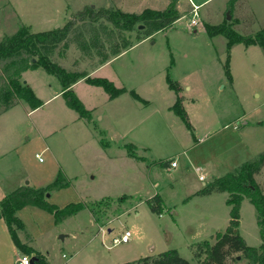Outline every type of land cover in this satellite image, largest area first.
<instances>
[{"label":"rangeland","instance_id":"374dc122","mask_svg":"<svg viewBox=\"0 0 264 264\" xmlns=\"http://www.w3.org/2000/svg\"><path fill=\"white\" fill-rule=\"evenodd\" d=\"M228 1L177 0L181 17L171 27L134 40L132 47L95 66L97 59L78 49L79 32L92 37L93 31L76 13L88 6L162 11L174 1L0 0V42L21 26L39 33L74 20L53 60L125 89L111 100L102 88L77 83L74 91L91 114L88 125L63 96L32 114L23 103L0 113V200L20 186L45 188L62 172L69 185L49 191L48 203L95 205L100 220L84 208L55 223L52 214L25 206L16 212L25 231L18 232L21 243L49 264H126L168 250L197 264L191 247L223 233L230 211L226 192H197L264 151V51L242 43L229 47L225 37L210 38L204 31L205 24L229 22L237 33L254 35L264 27V0H236L231 8ZM193 5L198 6L195 14L187 12ZM167 74L180 88L191 129L170 109L176 95L168 89ZM22 81L40 100L61 90L59 80L41 68L23 72ZM172 159L177 166L164 167ZM255 180L264 193V167ZM156 194L161 214L151 212L146 202ZM125 230L129 242L112 245ZM237 231L246 245L261 244L255 208L245 198ZM22 255L28 256L14 246L0 219V264H14ZM226 264L247 263L238 253Z\"/></svg>","mask_w":264,"mask_h":264},{"label":"trees","instance_id":"16d2710c","mask_svg":"<svg viewBox=\"0 0 264 264\" xmlns=\"http://www.w3.org/2000/svg\"><path fill=\"white\" fill-rule=\"evenodd\" d=\"M165 10L145 9L140 13H125L121 10L100 8L93 9L91 6L76 13V19L90 24L93 35L87 36L79 32L80 41L78 49L87 57H95L97 64L101 65L109 59L133 46V41H141L151 37L156 32L168 29L180 18L177 0ZM236 0L229 1V8ZM190 10L188 9L187 12ZM142 25L143 29L138 27ZM75 21H68L63 27L34 33L28 26H21L16 33L0 42V113L12 108L17 103L26 104L30 110L38 109L43 102L35 95L32 88L23 84L22 73L28 70L43 69L46 73L55 76L61 85V95L65 98L66 105L74 110L81 119L91 121L90 111L85 109L81 101L72 90V85L79 80L87 84L102 88L109 99H114L125 92L123 88H117L113 82L106 78L90 77L86 72H72L58 63L52 56L55 50L72 33ZM204 31L210 38L223 36L227 39V45L234 44L257 45L264 51V27L252 36H243L233 30L231 23L221 25H204ZM136 35L132 39L131 33ZM230 77L228 70H226ZM168 89L173 91L176 99L171 111L178 116L191 129L186 113L182 107V99L179 96L180 88L177 82L166 75ZM132 97L143 104L134 91ZM129 155L133 146H128ZM264 167V151L256 158L243 163L235 171L214 179L209 185L203 186L197 194L207 195L211 192H226L228 197L226 205L230 207L229 222L223 233H218L213 242L202 241L191 247L192 255L197 264H226V260L232 254H241L247 264H264V193L255 180V176ZM69 185L62 172L57 174L55 180L45 188L33 189L29 186H20L6 197L0 200V219L4 221L7 231L14 246L24 254H28L31 264H49L48 261L33 248L21 243L18 232H25L24 225L16 216V212L25 207L33 206L53 215L55 223L64 218L77 214L84 208L92 213L95 221L97 217L95 205L84 203L68 204L63 208L51 205L47 201V194L52 190H59ZM122 197L119 200H123ZM247 199L255 208L257 226L261 244L258 247L246 245L237 231L239 223V205L243 199ZM102 202V201H101ZM149 210L161 214L162 200L159 194L146 201ZM126 264H190L186 259L179 256L176 250H168L155 256L140 258Z\"/></svg>","mask_w":264,"mask_h":264},{"label":"built area","instance_id":"2783aa9c","mask_svg":"<svg viewBox=\"0 0 264 264\" xmlns=\"http://www.w3.org/2000/svg\"><path fill=\"white\" fill-rule=\"evenodd\" d=\"M191 25L195 26L196 22L192 20ZM168 165L170 168H175L177 166V162L175 159H172L171 161L168 162ZM194 171L196 173H200L201 169L199 167H196ZM198 178L199 181H204V176L200 175ZM129 238H130V232L125 230L119 237L112 239V245L126 244L129 242ZM14 264H31L30 257L26 255H22L16 259Z\"/></svg>","mask_w":264,"mask_h":264},{"label":"crops","instance_id":"0c3cea01","mask_svg":"<svg viewBox=\"0 0 264 264\" xmlns=\"http://www.w3.org/2000/svg\"><path fill=\"white\" fill-rule=\"evenodd\" d=\"M230 1V0H229ZM229 1H228V4H229ZM191 3V2H190ZM190 8V7H189ZM197 9H198V6L197 5H193L189 10H190V12H192L193 11V14H194V12H196L197 11ZM180 14V13H179ZM180 17H181V15H180ZM176 22V21H175ZM98 69V68H97ZM96 70V69H95ZM89 76V75H88ZM91 77V76H90ZM81 81H83V80H79V81H77L75 84H73L72 85V90H73V92L75 93V91H74V86H76L77 85V83H79V82H81ZM30 86V85H29ZM31 87V86H30ZM34 92V91H33ZM75 95L77 96V94L75 93ZM56 96H62L61 95V90L59 91V92H57L56 94H54V95H52L51 97H49V98H43V100H42V102L44 103V105L46 104V103H48L50 100H52L54 97H56ZM77 98H78V96H77ZM79 99V98H78ZM79 100H81V99H79ZM81 103H82V100H81ZM83 104V103H82ZM43 105V106H44ZM83 106H84V104H83ZM85 107V106H84ZM182 107H183V105H182ZM86 109V108H85ZM33 111H35V110H30V111H28L27 112V114H32L33 113ZM185 111V110H184ZM186 113V112H185ZM187 114V113H186ZM83 122L85 123L86 121L84 120H82V124H83ZM89 123V122H88ZM86 124V123H85ZM86 125H88V124H86ZM164 165H165V163H164ZM164 167H167V168H170L169 167V165H168V162H166V166H164ZM93 217V216H92ZM94 218V217H93Z\"/></svg>","mask_w":264,"mask_h":264},{"label":"water","instance_id":"95a60500","mask_svg":"<svg viewBox=\"0 0 264 264\" xmlns=\"http://www.w3.org/2000/svg\"><path fill=\"white\" fill-rule=\"evenodd\" d=\"M229 19H230V17H229V15H228V13H227V18H226V20L227 21H229ZM143 28V26L142 25H140L139 27H138V29L140 30V29H142ZM26 82L25 81H23V84H25ZM164 166H166V163H165V165ZM46 197H49V195H47ZM61 239L63 238L62 236L60 237Z\"/></svg>","mask_w":264,"mask_h":264}]
</instances>
